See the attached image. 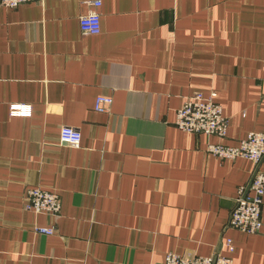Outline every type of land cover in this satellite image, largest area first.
Returning <instances> with one entry per match:
<instances>
[{
  "label": "crops",
  "instance_id": "crops-1",
  "mask_svg": "<svg viewBox=\"0 0 264 264\" xmlns=\"http://www.w3.org/2000/svg\"><path fill=\"white\" fill-rule=\"evenodd\" d=\"M89 1L0 7V264H164L169 251L264 264V202L261 231L229 224L254 163L208 151L264 131V0H101L98 34L80 28ZM195 91H216L225 137L175 124ZM33 186L59 193V215L26 208Z\"/></svg>",
  "mask_w": 264,
  "mask_h": 264
},
{
  "label": "built area",
  "instance_id": "built-area-1",
  "mask_svg": "<svg viewBox=\"0 0 264 264\" xmlns=\"http://www.w3.org/2000/svg\"><path fill=\"white\" fill-rule=\"evenodd\" d=\"M41 0H0V7H17L25 2ZM101 0H90V8L79 17L82 31L98 34L102 30V16L99 10ZM216 91L205 94L195 91L185 97L183 105L178 109L175 124L182 130L207 135L225 137L228 132V118L225 116L222 104L217 100ZM113 97L101 94L97 97L95 109L102 112L110 110ZM11 115H30L32 107L13 103L10 106ZM62 143L70 146H80L81 133L71 126H64L60 131ZM208 151L219 158L236 159L245 157L253 161L254 170L251 181L238 189L235 205L231 210L229 224L249 233L261 231L263 226L262 206L264 202V131L252 130L236 145L221 142H210ZM26 208L36 213L59 215L62 201L57 191L33 186L27 189ZM40 233L52 234L54 226H37ZM230 251H234L232 239L227 240ZM164 264H234L231 255L218 253L215 255H191L169 251L165 255Z\"/></svg>",
  "mask_w": 264,
  "mask_h": 264
}]
</instances>
